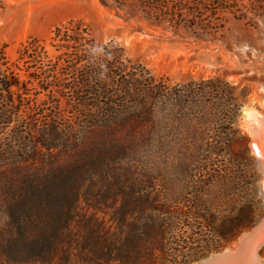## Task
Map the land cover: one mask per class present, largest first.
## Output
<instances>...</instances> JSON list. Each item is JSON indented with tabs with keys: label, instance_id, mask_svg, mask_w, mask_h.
Wrapping results in <instances>:
<instances>
[{
	"label": "rangeland",
	"instance_id": "374dc122",
	"mask_svg": "<svg viewBox=\"0 0 264 264\" xmlns=\"http://www.w3.org/2000/svg\"><path fill=\"white\" fill-rule=\"evenodd\" d=\"M185 12L183 23H173L145 10L139 0H0V50L7 47V55L15 61L21 46L37 39L54 57L49 45L53 31L77 20L90 27L99 43L114 41L124 48L139 66L137 78L158 89L152 122L134 130L130 124L119 134L124 141L133 135L140 138L138 142L142 137L149 142L135 152L112 157L127 159L118 169L136 174L143 198L158 197L163 219L178 217L169 228L178 235L171 240L173 258L180 262L197 253L201 257L190 263L197 264L234 249L242 234L214 251L224 240L212 233L204 216L214 217L215 227L232 231L229 218L240 214L243 199L256 204L257 223L264 215L258 187L262 176L251 146L253 123L246 116L247 110L264 115V0H225L224 4L187 0ZM65 79L72 81L70 76ZM29 87L34 103H43L46 110L43 124L47 119L62 127L87 124L74 120L68 107L74 101L60 95L57 86L49 94L40 93L37 83ZM167 95L173 100L166 101ZM125 99L114 97L110 102L121 105ZM225 136L237 138L227 168L218 157L205 163L213 139ZM115 168L107 169V181L97 172L87 185L94 197L89 201L82 191L77 211L96 217L107 230L126 233L133 213L124 208V196L114 187ZM1 204L0 199V224ZM183 234L195 250L181 247ZM206 247L213 251L202 257ZM260 254L264 260V246ZM61 264L94 263L78 257Z\"/></svg>",
	"mask_w": 264,
	"mask_h": 264
},
{
	"label": "trees",
	"instance_id": "16d2710c",
	"mask_svg": "<svg viewBox=\"0 0 264 264\" xmlns=\"http://www.w3.org/2000/svg\"><path fill=\"white\" fill-rule=\"evenodd\" d=\"M139 1L162 20L184 22L187 0ZM215 2L224 4L225 0ZM49 45L54 57L37 39L22 45L15 61L7 55V47L0 50V264H61L78 257L94 264L197 261L201 257L197 253L180 262L173 258L171 240L178 235L169 228L178 217L163 219L158 197L143 198L136 174L118 169L127 159L112 157L135 152L149 142L147 137L138 142L140 138L133 135L124 141L119 134L130 124L134 130L152 122L157 86L143 85L136 75L139 66L124 48L114 41L99 43L81 20L56 27ZM94 48L102 51L93 54ZM69 76L72 81L68 83L65 78ZM35 83L42 94L57 86L60 95L70 96L74 103L68 107L74 120L87 124L62 127L50 119L43 124L47 117L43 103H34L29 95V86ZM114 97L128 99L120 105L110 102ZM172 100L166 96V101ZM235 140L233 136L213 139L205 163H214L218 157L227 168ZM148 145L155 148L153 142ZM109 168L116 169L114 187L124 196V208L133 213L126 233L107 230L96 217L77 211L82 191L90 201L94 192L87 185L97 172L107 181ZM242 204L240 214L229 218L232 231L215 227L210 215L203 217L212 233L224 240L214 251L226 248L257 223L256 204L244 199ZM187 238L184 235L181 247L195 250L188 247ZM204 250L202 257L213 251Z\"/></svg>",
	"mask_w": 264,
	"mask_h": 264
},
{
	"label": "bare ground",
	"instance_id": "6f19581e",
	"mask_svg": "<svg viewBox=\"0 0 264 264\" xmlns=\"http://www.w3.org/2000/svg\"><path fill=\"white\" fill-rule=\"evenodd\" d=\"M246 116L253 123L252 150L255 156L257 157V165L262 176L261 194H262V198H264V115L257 113L255 110H247ZM263 246H264V239L258 240L252 246L251 251L249 253V258L246 259V261H244L242 264H264V260L261 258V254H260V251L263 249ZM240 247L241 244L237 243L236 247L233 249L235 254L233 256L234 261H236V259L239 258V256H242V248ZM239 248L240 250L238 251V253H236V251Z\"/></svg>",
	"mask_w": 264,
	"mask_h": 264
},
{
	"label": "water",
	"instance_id": "95a60500",
	"mask_svg": "<svg viewBox=\"0 0 264 264\" xmlns=\"http://www.w3.org/2000/svg\"><path fill=\"white\" fill-rule=\"evenodd\" d=\"M258 187L264 210V198H262L261 194V180L258 184ZM260 239H264V215L256 225H254L250 230L242 233L239 236L236 243L241 244L240 248H242V256H239V258L236 257V261H234L233 258V256L235 255L233 248H230L218 254L212 255L197 264H242L244 261H246V259L249 258V253L251 251L252 246ZM240 248L236 251V253H238Z\"/></svg>",
	"mask_w": 264,
	"mask_h": 264
},
{
	"label": "clouds",
	"instance_id": "9594fccd",
	"mask_svg": "<svg viewBox=\"0 0 264 264\" xmlns=\"http://www.w3.org/2000/svg\"><path fill=\"white\" fill-rule=\"evenodd\" d=\"M100 51H102V49H96V48H94V49L92 50L93 54H95V53H97V52H100ZM101 76H103V72H101Z\"/></svg>",
	"mask_w": 264,
	"mask_h": 264
}]
</instances>
